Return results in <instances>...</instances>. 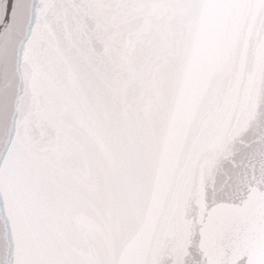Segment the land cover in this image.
Listing matches in <instances>:
<instances>
[{"label": "snow or ice", "instance_id": "obj_1", "mask_svg": "<svg viewBox=\"0 0 264 264\" xmlns=\"http://www.w3.org/2000/svg\"><path fill=\"white\" fill-rule=\"evenodd\" d=\"M0 264H264V0H0Z\"/></svg>", "mask_w": 264, "mask_h": 264}]
</instances>
